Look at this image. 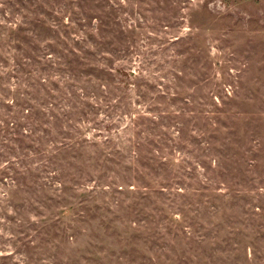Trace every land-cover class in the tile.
Segmentation results:
<instances>
[{
    "label": "rangeland",
    "instance_id": "1",
    "mask_svg": "<svg viewBox=\"0 0 264 264\" xmlns=\"http://www.w3.org/2000/svg\"><path fill=\"white\" fill-rule=\"evenodd\" d=\"M0 264H264V0H0Z\"/></svg>",
    "mask_w": 264,
    "mask_h": 264
}]
</instances>
